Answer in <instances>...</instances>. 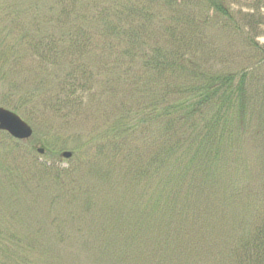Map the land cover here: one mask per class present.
Segmentation results:
<instances>
[{
  "label": "trees",
  "instance_id": "obj_1",
  "mask_svg": "<svg viewBox=\"0 0 264 264\" xmlns=\"http://www.w3.org/2000/svg\"><path fill=\"white\" fill-rule=\"evenodd\" d=\"M247 1L0 0V106L41 118L120 96L91 132L95 180L76 173L80 214L107 221H28L14 192L32 176L2 167L0 264H79L67 239L100 264H264V0ZM219 36L243 46L236 68Z\"/></svg>",
  "mask_w": 264,
  "mask_h": 264
},
{
  "label": "rangeland",
  "instance_id": "obj_2",
  "mask_svg": "<svg viewBox=\"0 0 264 264\" xmlns=\"http://www.w3.org/2000/svg\"><path fill=\"white\" fill-rule=\"evenodd\" d=\"M248 3L247 0H231V4L237 10L249 11L250 4ZM262 14H264V11H262ZM262 27L264 29V25ZM218 40L221 45L225 44L220 46L221 49L225 48L239 55L231 62L234 63V68H236L243 52L240 41L235 39L236 44L230 47L228 37L219 36ZM257 40L264 44V36H258ZM199 54L200 61L206 62V55L203 56L201 52ZM119 97L117 92L112 97H103L100 100V107L103 109L92 110L91 112L89 111L91 105H86L85 109L79 113H75L73 110L61 114L49 112L46 116L38 118V114L32 112L31 109H25V114L21 112L19 114L33 127V136L28 140H21L22 143L17 145L12 137L0 134V170L2 167L10 166L22 171L26 177L32 176L31 181L21 186L17 192H14L23 205L28 204L32 208L28 221H107L108 215L105 212L102 213L99 209L88 215L80 214L83 197L81 195L82 188L79 187V184H84V180H81L76 173H80L88 181L95 180L94 170L100 164L95 161L96 158L92 159L95 157L96 146L90 143L92 141L90 140L91 132L96 130L100 120V126L107 124L105 121L110 115L109 110L114 107L115 100ZM100 113H102V119ZM46 141L49 143L46 152H37L36 150L42 147V143ZM32 149H35V152ZM63 151H71L73 155L65 159L61 157ZM84 158L90 160L88 162L91 163L87 166H79L80 162L78 161ZM245 158L247 160L251 159L249 155H245ZM43 166L48 167L47 174L40 175L41 177L33 176L35 171L43 168ZM259 171L257 167L251 169L252 179L261 176ZM244 173L246 172L244 171ZM4 191L0 190V198L7 195V189ZM116 197L111 196L110 193L108 199ZM53 198L56 200L51 206ZM68 201L76 204L71 206L73 211L76 212L74 217L66 215L68 209L66 203ZM66 241L68 242L64 247L63 254L67 260L75 256L79 264H85L86 262V264H100L98 260H95L94 255L92 259L89 257V249L84 248V243L74 239L72 241L67 239Z\"/></svg>",
  "mask_w": 264,
  "mask_h": 264
},
{
  "label": "water",
  "instance_id": "obj_3",
  "mask_svg": "<svg viewBox=\"0 0 264 264\" xmlns=\"http://www.w3.org/2000/svg\"><path fill=\"white\" fill-rule=\"evenodd\" d=\"M0 131L7 132L18 140H26L33 134L32 127L20 115L2 106H0ZM38 151L43 153L44 149L39 148ZM61 155L68 159L72 156V152L64 151Z\"/></svg>",
  "mask_w": 264,
  "mask_h": 264
}]
</instances>
